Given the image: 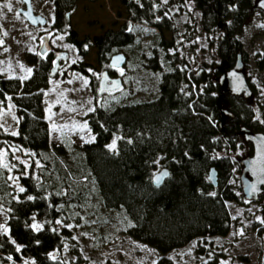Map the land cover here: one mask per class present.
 <instances>
[{"label":"trees","instance_id":"16d2710c","mask_svg":"<svg viewBox=\"0 0 264 264\" xmlns=\"http://www.w3.org/2000/svg\"><path fill=\"white\" fill-rule=\"evenodd\" d=\"M52 1L56 30L66 32L67 40L81 54L88 47H95L98 63L104 69L111 71L109 59L120 52H113L115 48L129 46L136 50L139 40L128 30L127 23L79 38L75 30L65 26L66 15L79 0ZM186 1L201 11V25L207 33L224 30L216 44L221 64L226 61L224 69L235 63L241 53L237 34L251 17L255 0H167L165 4L163 0H120L131 22L156 30L154 40L147 46L153 51L148 54L141 46L137 55L143 65L160 73L158 95L111 107L96 105L85 115L94 139L77 147L82 155L81 173H75V166H63L60 157L65 147L50 141L44 105L49 57L29 55L32 72L24 79L0 73V102L6 104L9 97L19 116L16 135L0 129V153L6 151L0 157V209L7 213L8 230L0 231V260L13 264H23L25 259L33 264H68L61 259L66 244L81 259L68 227L71 222H78L89 193L85 182L72 180L80 175L93 180L104 207L124 209L131 220L127 233L161 254L154 264H176L167 253L193 238L227 235L232 220L226 201H239L242 195L237 192L239 187L225 184L234 174L233 161L226 151L235 146L241 126L264 131V121L257 119L247 98L225 92L221 102L233 116L221 126L217 106L221 64L211 72L193 74L192 82L178 54L169 52L176 45L164 37V29L176 33L177 28L166 15V6H182ZM89 66L78 61L70 69L88 75ZM263 66L257 62L258 68ZM97 82L92 77L93 88ZM113 141L115 150L110 148ZM11 145L29 157L28 169L13 158ZM211 167L217 170L216 187L207 178ZM163 168L168 169L169 175L162 185L155 186L152 176ZM15 173L21 174L25 188L18 199L11 183ZM29 196L34 199L29 200ZM33 223L42 224V230H33ZM198 251L206 253L207 249L200 247ZM218 258L213 255L210 264H221Z\"/></svg>","mask_w":264,"mask_h":264},{"label":"rangeland","instance_id":"374dc122","mask_svg":"<svg viewBox=\"0 0 264 264\" xmlns=\"http://www.w3.org/2000/svg\"><path fill=\"white\" fill-rule=\"evenodd\" d=\"M257 1L251 17L237 38L241 42V56L246 57L242 59L243 72L252 89L247 103L255 109L256 117L261 122L264 121V66L258 68L257 62L264 63V10L256 6ZM163 2L166 3L165 0ZM32 4L35 13L47 18L45 25L32 26L26 21L18 12V8L24 6L21 0H0V73L6 77L24 79L32 72V64L27 59L29 55L36 53L46 57L50 53L49 46L68 53V60L62 62L56 76L49 77V85L44 89L45 118L50 129L51 144L65 147V153L60 157L61 163L67 169L75 166V173H81L79 162L82 155L78 153L77 147L94 138L85 115L96 105L111 107L130 100H148L158 95L160 73L143 65L137 55L141 46L145 47L148 54L153 51L152 47L147 46L154 40L156 30L147 24L131 22L120 0H79L76 7L68 12L65 26L75 30L79 38L101 34L110 28L118 29L127 23L128 30L133 31L139 40L136 50L129 46L114 49L113 52L120 51L128 56V61L118 71L123 85L118 90L99 94L98 82L95 88L92 83V77L99 81L104 70L98 63L97 49L91 46L85 54H81L67 40L66 32L56 30L53 26L56 15L52 0H32ZM8 5H11V11ZM166 15L177 28L176 33L164 29V37L173 40L176 45L169 52L178 54L192 82L193 74L202 70L211 72L221 64L216 44L224 30L207 33L201 25V11L193 2L186 1L182 6H166ZM78 61L90 65V74L70 69V65ZM18 123L16 105L8 97L6 104L0 102V129L11 134L17 133ZM226 123H229L228 120ZM9 150L13 158L28 169L29 157L12 145ZM251 150V143L239 136L235 146L226 151L233 161L234 174L225 184L239 187L237 192L241 195L240 175L243 165L240 161L250 155ZM20 176L15 173L11 178L17 199L19 188H24ZM72 180L85 182L89 188L78 222L73 221L68 225L79 247L81 259L71 253L69 244L64 247L61 259L68 264H154L157 261L161 255L157 249L127 233L131 220L124 209L104 207L93 180L88 176L80 175ZM261 198L248 200L242 195L239 201H226L232 220L227 235L196 237L172 249L167 255L176 264H210L215 254L219 256L221 264H264V223H261L264 220V203ZM6 215L0 209V225L4 228ZM59 226L62 227V224L59 223ZM200 247L207 249L206 253L199 252ZM0 264L13 263L0 260ZM23 264L33 263L25 259Z\"/></svg>","mask_w":264,"mask_h":264},{"label":"water","instance_id":"95a60500","mask_svg":"<svg viewBox=\"0 0 264 264\" xmlns=\"http://www.w3.org/2000/svg\"><path fill=\"white\" fill-rule=\"evenodd\" d=\"M23 7L18 8V12L32 26H43L47 23V18L35 13L32 0H21ZM256 6L264 10V0H258ZM68 53L58 50L56 52V63L50 68V76H54L59 68L60 60H67ZM127 62V55L123 52H115L111 55L108 65L113 68L122 67ZM226 61L220 65L222 73L218 77L221 86V93L218 95L217 106L220 113V125L223 126L233 113L226 108L221 102L222 93L228 92L231 95L242 96L248 98L252 95V89L249 85L247 77L243 72V62L241 53L237 54V58L233 66L224 69ZM123 80L121 76L112 77L107 69L101 72L98 81V93L111 92L122 87ZM238 135L250 142L252 145V154L241 159L243 165L240 175V188L245 199L256 200L262 196L264 203V131H253L246 126H241L237 131ZM169 175L168 169H161L152 176V183L160 186ZM159 178L160 183L157 184ZM208 180L216 187L218 185L217 170L211 167L208 173ZM254 188V190H253Z\"/></svg>","mask_w":264,"mask_h":264},{"label":"snow or ice","instance_id":"6c2138e0","mask_svg":"<svg viewBox=\"0 0 264 264\" xmlns=\"http://www.w3.org/2000/svg\"><path fill=\"white\" fill-rule=\"evenodd\" d=\"M25 2H26V0H25ZM165 2H167V0H165ZM8 10H9V11L12 10L11 5H8ZM17 15H19V14H17ZM4 35L6 36L7 33L5 32ZM0 43H2V41H0ZM28 71L31 72V69H29ZM25 78H26V77H25ZM12 135H16V133L13 132ZM93 139H94V138H93ZM110 148H111L112 150H115V148H116V143H115V141H113V143L110 145ZM3 155H5V154H4V153H0V157H2ZM3 166H4V167H8V165H6V164L3 165ZM159 183H160V180H159V178H158V179H157V184H159ZM253 190H254V188H253ZM24 191H25V189H24L23 187H20V188H19V192L23 193ZM213 195H214V193H213ZM28 199H29V200H32V199H34V197L29 196ZM33 219H35V218L33 217ZM57 223H60V221H57ZM261 223H264V220H262ZM31 227H32V229L35 230V231H40V230H42L43 225H42V224H38V223H33V224L31 225ZM0 229H3L4 231H8L6 228H4L3 225H0ZM53 231H55V229H53Z\"/></svg>","mask_w":264,"mask_h":264},{"label":"flooded vegetation","instance_id":"af4514ba","mask_svg":"<svg viewBox=\"0 0 264 264\" xmlns=\"http://www.w3.org/2000/svg\"><path fill=\"white\" fill-rule=\"evenodd\" d=\"M23 3V2H22ZM67 16H68V14H67ZM48 49H49V54L46 56V57H44V58H47V57H49V71H50V68L56 63V52L58 51L57 49H51V47L49 46L48 47ZM68 60V59H67ZM67 60H60L59 61V68H58V70H57V72L55 73V75L54 76H56L57 74H58V72H59V70H60V67H61V65H62V62H66ZM73 64V63H72ZM71 64V65H72ZM70 65V66H71ZM111 68V71L109 70V69H107L108 71H109V73H110V75L112 76V77H116V76H120L119 75V73H118V71H119V69H120V67H118V68H113V67H110ZM198 73H200V72H198ZM49 75H50V73H49ZM54 76H50V77H54ZM252 146V145H251ZM260 197H262V196H260Z\"/></svg>","mask_w":264,"mask_h":264}]
</instances>
